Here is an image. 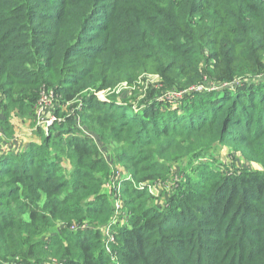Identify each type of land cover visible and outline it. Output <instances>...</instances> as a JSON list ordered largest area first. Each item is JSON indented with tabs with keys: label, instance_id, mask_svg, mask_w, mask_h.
Segmentation results:
<instances>
[{
	"label": "trees",
	"instance_id": "trees-1",
	"mask_svg": "<svg viewBox=\"0 0 264 264\" xmlns=\"http://www.w3.org/2000/svg\"><path fill=\"white\" fill-rule=\"evenodd\" d=\"M148 74L140 101L93 95ZM43 97L42 143L0 155V264H264V0H0V112L33 120ZM217 146L257 169L200 163L151 206ZM118 170L124 225L102 193Z\"/></svg>",
	"mask_w": 264,
	"mask_h": 264
},
{
	"label": "rangeland",
	"instance_id": "rangeland-1",
	"mask_svg": "<svg viewBox=\"0 0 264 264\" xmlns=\"http://www.w3.org/2000/svg\"><path fill=\"white\" fill-rule=\"evenodd\" d=\"M142 80H138L134 82V85H129L127 83H124L120 85V87H117L113 89L112 91L107 92H95L93 95L97 97L101 101H106V98L108 94L112 95H120V97L124 98H131L136 99V101H140L144 99V97L147 95L146 91L149 89L148 86L151 84H155L158 81V78L156 75H145L142 77H139ZM211 84V83H210ZM205 84L206 86L203 87V92H200L198 95H203L205 91H211L213 88H210L213 85ZM227 87V86H224ZM194 92H196V89H193ZM119 97V98H120ZM166 97L167 100H170V102L176 104V101H183L184 95L183 93L176 92V91H168V93L163 96ZM176 99V100H175ZM184 102V101H183ZM182 102V104H183ZM179 104V103H177ZM181 105V104H180ZM179 105V106H180ZM81 106L83 107V104L81 103ZM67 106L64 105V108ZM81 107V108H82ZM55 104L50 100V98L47 97V99H43V101L40 102L38 108L36 109L35 116L33 114V120H27L23 119V122H18L16 115L10 116L8 119H6L3 114L0 112V144L1 147L6 150L5 152H11L14 154L15 151H18L19 148L24 149L30 142L35 143H42L41 137L38 135H34L35 133L39 131V129L42 128L43 132H48L50 127L45 128L46 124L49 122L50 119H58L55 115ZM168 109H176V108H168ZM1 111V110H0ZM73 112V110H72ZM3 121H6L7 123H4ZM57 121V120H56ZM44 128H43V127ZM77 126L83 131L88 137H92V139H95L96 144L98 145L103 157L107 160L109 164H112L114 162V151L117 148L116 144L111 145H104L102 144L98 137L95 134L90 133L85 127H82L79 124ZM56 133V132H55ZM55 133H53V138L55 137ZM11 150H9V149ZM8 149V150H7ZM204 163L209 167V170L214 171L216 167H223L225 170H246V171H253L257 169V166L252 164L250 161H247L239 156L237 152H227L225 147L223 146H217L211 151L206 152L201 158L196 160L195 162L185 160L179 163L178 165H171V175L170 177H167V181L165 180L164 183L157 184L155 187H152L150 191H155L154 194V202L151 204L152 207L155 209L162 211L168 203V200L170 199V196L174 189L177 188V181H181L183 174L182 172H187L190 175L194 176V167H197L198 164ZM63 165H68L66 161H63ZM117 169H120L117 167ZM224 171V169H222ZM118 173L120 171L118 170ZM125 175V174H124ZM68 176V174H67ZM129 177V176H128ZM103 194L107 195L106 197L109 199L110 203L113 205V199L115 198V195L117 194V197L121 198V190L117 191L115 188L112 187H105V189L102 191ZM119 203H121V200H119ZM114 208V206H113ZM124 209V208H123ZM122 207H119L117 212H113L112 219L116 223L123 222V225L126 224V219L128 213L124 210ZM115 210V209H114ZM122 224V223H120ZM97 226V225H95ZM105 240L108 243H112L115 240L114 235L107 231L105 232ZM109 254L113 256L111 251L109 250ZM114 261V259H112Z\"/></svg>",
	"mask_w": 264,
	"mask_h": 264
},
{
	"label": "built area",
	"instance_id": "built-area-1",
	"mask_svg": "<svg viewBox=\"0 0 264 264\" xmlns=\"http://www.w3.org/2000/svg\"><path fill=\"white\" fill-rule=\"evenodd\" d=\"M43 99H47L46 97H43L42 98V100L41 101H43ZM56 121V119L54 118V119H50L49 120V122L46 124V126H45V128H47V127H49V126H51L54 122ZM0 137H1V133H0ZM6 150H4L2 147H1V144H0V155L3 153V152H5ZM119 171H121V170H119ZM123 178H125V179H127V180H129L130 178L128 177V176H125L124 174H122L121 172L120 173H118V171L116 172V175H115V178L113 179V181H111L110 183H108L107 185H106V187L108 188V187H112V188H115L117 191H119V188H120V180L121 179H123ZM119 200H120V198L119 197H117V194L115 195V198H114V203H115V210L116 211H118V209H119V207H120V203H119ZM115 211V212H116ZM114 262V261H113ZM115 264H117V263H115Z\"/></svg>",
	"mask_w": 264,
	"mask_h": 264
},
{
	"label": "crops",
	"instance_id": "crops-1",
	"mask_svg": "<svg viewBox=\"0 0 264 264\" xmlns=\"http://www.w3.org/2000/svg\"><path fill=\"white\" fill-rule=\"evenodd\" d=\"M8 149H9V148H8ZM8 149H7V150H8ZM9 150H11V149H9ZM11 151H12V150H11Z\"/></svg>",
	"mask_w": 264,
	"mask_h": 264
}]
</instances>
